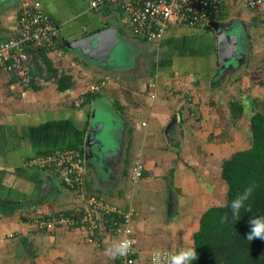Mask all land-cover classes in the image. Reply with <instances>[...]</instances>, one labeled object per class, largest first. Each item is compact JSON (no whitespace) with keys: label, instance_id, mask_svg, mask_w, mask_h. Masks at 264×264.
<instances>
[{"label":"crops","instance_id":"0c3cea01","mask_svg":"<svg viewBox=\"0 0 264 264\" xmlns=\"http://www.w3.org/2000/svg\"><path fill=\"white\" fill-rule=\"evenodd\" d=\"M24 1L40 2L54 21L52 38L57 51L48 58L57 77L71 76L73 84L59 91L57 77L46 73L44 84L23 86L0 66V264H116L118 257H109L105 250L118 239L104 227L100 228V245L95 246L82 228L39 231L33 225L39 217L81 207L83 198L91 195L125 209L135 207L137 264H149L156 249L176 253L192 247L203 211L198 213L195 208L204 199L217 200L214 189H226L220 167L229 157L231 143L220 136L231 122L239 127L232 120L231 102L242 104L245 111L241 99L246 94L255 109L264 106V58L259 59L264 48H257L264 44L262 13L237 2L227 6L228 21L221 24L237 26L244 52L229 68L219 69L210 27L183 25L170 26L160 40L152 42L151 60L116 68L111 61L114 51L105 62L97 63L64 42L73 43L105 29L115 30L118 41L127 29L132 34L118 7L105 5L95 10L91 0H0V41L15 35ZM242 22L250 30L245 36ZM193 30L206 31L211 47L207 45V53L202 49L188 53L187 47L179 51L178 39L198 34ZM238 65L248 71L239 72ZM99 82L104 86L97 93L88 91ZM84 94L87 98L78 103ZM100 104L109 117L97 109ZM105 134H116L114 144L102 143ZM66 149L84 155V197L67 189L54 173L27 164L29 158ZM99 150L109 158L103 162L107 181L97 185L88 167L90 163L99 166ZM136 163L142 166L143 177L133 183L130 174ZM50 176L56 181L52 189ZM102 186L107 188L105 196L99 193ZM173 188L181 193L174 195ZM192 189L199 190L195 197ZM128 193L137 202L129 203Z\"/></svg>","mask_w":264,"mask_h":264},{"label":"built area","instance_id":"2783aa9c","mask_svg":"<svg viewBox=\"0 0 264 264\" xmlns=\"http://www.w3.org/2000/svg\"><path fill=\"white\" fill-rule=\"evenodd\" d=\"M231 2L240 3L249 11H260L264 16V0H91L90 7L95 10L105 5L118 7L127 17L134 37L146 42H155L165 35L171 26L170 21H173L174 25L199 29L209 28L211 22L222 23L224 12ZM55 31L54 21L40 2L24 1L18 14L15 35L0 41V66L9 74L18 77L23 86H27L31 75L36 72V66L44 65L39 56L25 52L23 48L34 46L45 48L48 53L57 51L52 38ZM44 82L43 77L34 78L36 85H42ZM103 86L104 82L94 83L89 86L88 91L97 93ZM85 98V94L80 96L78 103L83 102ZM27 164L54 173L67 189L78 197H84L82 190L86 173L85 158L77 149L35 156L29 158ZM142 173V166L136 163L130 174L131 181H140ZM83 199L81 207L59 211L49 217H39L33 221V225L39 231H51L55 227L82 228L85 230L87 241L95 246L100 245L101 227L118 240H134V208H122L98 195ZM116 264H137L134 244L126 256L118 257ZM149 264H152L151 255Z\"/></svg>","mask_w":264,"mask_h":264},{"label":"trees","instance_id":"16d2710c","mask_svg":"<svg viewBox=\"0 0 264 264\" xmlns=\"http://www.w3.org/2000/svg\"><path fill=\"white\" fill-rule=\"evenodd\" d=\"M61 47L66 50V47ZM23 50L39 56L44 65L36 66L29 85H33L35 77L45 76L46 73L57 77L56 67L48 58L47 49L26 46ZM72 84L71 76L60 75L56 79L59 91L69 89ZM243 112L242 104L231 102L233 120L240 119ZM249 131L251 146L233 153L221 162L220 178L226 187L225 201L219 206L206 209L200 216L198 229L192 236V247L197 251V259L192 264H264V240H247L250 220L264 216V110H253L249 118ZM248 187L253 188L252 195L246 202L250 211L242 209L239 219L233 221L230 210L224 206ZM226 211L229 221L221 223V217Z\"/></svg>","mask_w":264,"mask_h":264},{"label":"rangeland","instance_id":"374dc122","mask_svg":"<svg viewBox=\"0 0 264 264\" xmlns=\"http://www.w3.org/2000/svg\"><path fill=\"white\" fill-rule=\"evenodd\" d=\"M256 12L257 11H255V13ZM224 19H225V21H228L227 16H225ZM235 23L238 24L239 22H235ZM242 24H243V28L245 29V32L243 34L245 36L246 32L247 31L249 32L250 30L246 29V26H245L246 23L245 22L244 23L242 22ZM170 25L173 27L174 26V22L170 21ZM222 25L223 26H227L226 24H222ZM261 26H264V22H262V21H261ZM234 29H230L228 31V33L229 34L233 33V31L236 32L237 34L240 33V31L237 28H234ZM193 31H197L196 33H198V34H195V33H194V35L190 34V35H188L185 38V40H184V38H179L178 39V41L181 42L179 44H181V46H182L179 51L183 52L184 47H187L188 53H195L196 51L201 50V49L204 50L207 53L210 50L211 47H210V44H209V40L207 39V36H206V31H204V30H193ZM153 45H155V43L145 42V41H141V40L135 39L134 36H132V34L130 33V31L127 29V31H125L124 38H120L118 43H117V45L115 46V48L113 50L114 52L112 53V60L111 61L113 62L114 65H117L116 68H120V66L123 67V66H125L127 64H128V66L131 65L132 61H135L134 63L137 64L142 59L144 61L151 60L150 52H151V47ZM207 45L210 48H207ZM262 47L264 48V44H262L261 47L259 45H257L258 49H260ZM243 57H244V52H243ZM260 58H264V56L260 55L259 59ZM234 63H235V60L232 59L229 63H227L225 65V68H229V66H231ZM259 63H261V62H259ZM259 63H258V65H259ZM246 68L247 67H245V66H240V65L237 66V69H240L239 72L248 71V70H246ZM262 72H263V74L261 75V77L264 76V69L262 70ZM249 73H252V71L249 72ZM246 98L247 97H246V94H245V95L242 96V99H241L242 102L244 103V107H245V111L243 113L245 116L241 117L243 119H241V118L238 119V120H233L232 119L233 121H238L239 122V124H237L239 127L238 128L234 127L233 122H231V124L228 125V129L225 128L223 130V135L220 136V139H222V137H223L224 141H228V143L230 141V143H231L230 151L228 153L229 154L228 156L232 155L235 152L246 150V149H248L251 146V133L249 131V118H250V115L253 113V110L257 111V112H261V111H263V108H264L263 105H260L259 107H256V109H255L254 104H251V102L249 103L248 102L249 100H247ZM98 106H97V109L100 108L103 116L105 117L107 115L105 106H103L101 104L98 105ZM110 119H111V117H110ZM106 136L108 137L107 138L108 140H106ZM114 138H116V134H115V136H111V137H109L108 134H105L104 136H101V141H102V143L103 142H109L110 144H114ZM164 141H165V143H167L166 138H164ZM100 153H101V151L99 152V155H100ZM99 158L101 159V157H99ZM103 162H104V160L101 159V162H99L100 163L99 166L93 165L92 163L89 164V167L87 166L88 169H89V174L92 176V182L94 181V183H96L97 185H99L98 184L99 181L100 182H102V181L106 182L107 181L106 180V175H105L106 168H105V166H104L105 164H103ZM101 164H103V165L101 166ZM178 177H180L182 179H186L187 175L180 174V175H178ZM215 178L217 179V175H215ZM50 182H51V189H52L53 186L56 183V181L54 180V176L53 177L50 176ZM220 185H221V183H220ZM206 186L209 187L207 185V183H206ZM177 189L183 191L182 188L180 189V188L177 187ZM177 189L173 188V190H174L173 194L174 195L175 194L179 195L181 193ZM213 191H214V195L215 196L218 195L219 198L217 200L213 199V201H212V199H204L197 206V208H195L198 213L201 212L202 210H203L202 211V213H203L208 208H211V207H214V206H219V205L224 203L226 189H225V192H224V189H217V190L214 189ZM106 192H107V188L105 186L100 187L99 193H101L103 196H105L104 194H107ZM198 192H199L198 189H192L191 190V195L193 197H195L198 194ZM131 195H132L131 193H128L129 203H132L133 201L137 202V200H134ZM146 202H148V198H147ZM191 205H192V203H191ZM149 216H151V218H152V215H149ZM166 222H168V219H165L164 223H166ZM56 229H60V228H56ZM76 230L78 231L79 229H76Z\"/></svg>","mask_w":264,"mask_h":264},{"label":"water","instance_id":"95a60500","mask_svg":"<svg viewBox=\"0 0 264 264\" xmlns=\"http://www.w3.org/2000/svg\"><path fill=\"white\" fill-rule=\"evenodd\" d=\"M209 27L215 34L219 69H224L225 65L232 59L236 62L239 57L242 58L243 51L240 37L234 31L233 33H228L230 29L237 27L234 23L223 26L220 22H211L209 23ZM64 43L67 48L83 53L88 59L97 63H103L117 45L118 38L115 34V30L105 29L79 41L73 43L66 41ZM98 156L101 157L104 162L109 158L107 155L103 154V152L100 153V155L98 154ZM44 187H46V184H44Z\"/></svg>","mask_w":264,"mask_h":264},{"label":"clouds","instance_id":"9594fccd","mask_svg":"<svg viewBox=\"0 0 264 264\" xmlns=\"http://www.w3.org/2000/svg\"><path fill=\"white\" fill-rule=\"evenodd\" d=\"M252 192L253 188L248 187L242 193L237 195L230 204L224 206L230 210L233 221L239 219L242 209L250 211V209L246 207V202L251 197ZM228 221L229 216L226 211L221 217V223H228ZM250 226L247 240H264V216L251 219ZM134 243V240L128 238L113 241V243L105 250L106 255L112 258L124 257L132 250V245ZM151 258L152 264H192V261L197 259V251L194 247H184L176 253H164L161 250L156 249L153 250Z\"/></svg>","mask_w":264,"mask_h":264}]
</instances>
